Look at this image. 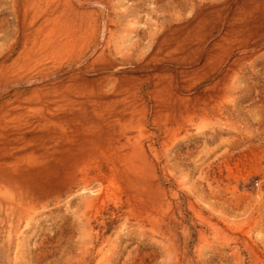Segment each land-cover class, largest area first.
Returning <instances> with one entry per match:
<instances>
[{"label":"rangeland","instance_id":"374dc122","mask_svg":"<svg viewBox=\"0 0 264 264\" xmlns=\"http://www.w3.org/2000/svg\"><path fill=\"white\" fill-rule=\"evenodd\" d=\"M76 1L0 0V57L11 45L21 50L26 36L37 29L44 34L37 45L45 42L39 55L45 58L43 64H51L52 57L63 54L65 47L78 48L76 54L83 55L77 61L85 60V65L108 49L104 54L124 67L112 72L134 76L129 93L138 98L141 105L137 107L150 116L144 129L147 135L137 136V130L130 135L135 144L143 145L154 168L158 196L138 194L137 200L130 201L127 186L120 180L97 181L99 167L91 160L78 165L70 182L67 177L59 185L53 182L36 187L19 181L25 202L32 203V209L30 216L0 214V264H264V37L260 32L249 35L245 49L239 43L245 36L233 34L230 42L220 45L224 50L232 49L229 59L207 66L205 59L221 29L204 35L212 27L204 21L183 52L187 56L181 55L185 57L178 68L182 73L170 68L160 75L155 67L160 59L163 66L173 61L157 53V39L162 34L177 29L171 45L174 48L191 32L200 15L215 7L233 14L241 6L247 22V2ZM32 20L36 24L31 25ZM251 38L261 49H248ZM80 43H85L81 51ZM165 74L162 85L169 86L165 93L169 99L161 116L149 91L160 87L159 76ZM181 77H187L191 84L198 77L201 81L190 91L184 85L178 87L179 91L171 88ZM115 80L112 77L108 81ZM194 94L206 98L197 104L195 118L191 119L185 109ZM9 233L11 241L5 251Z\"/></svg>","mask_w":264,"mask_h":264},{"label":"bare ground","instance_id":"6f19581e","mask_svg":"<svg viewBox=\"0 0 264 264\" xmlns=\"http://www.w3.org/2000/svg\"><path fill=\"white\" fill-rule=\"evenodd\" d=\"M242 1L244 3L247 2L246 7L250 14V20L247 22L242 18L241 6L233 14H228L227 9L222 7H215L213 10L200 15L201 17L192 27L191 32L179 40L174 48H171V45L174 39L173 33L177 29L162 34L157 39V53L172 58L173 61L168 60L166 65L163 66V61L160 59L155 66L159 68L158 73L162 75L164 71L170 70V68H174L175 71L182 73L178 68L184 63V60H181L187 56L183 55V52L186 51L187 44H190L193 37L197 35L204 21L212 25L211 32L206 31L204 35H212L213 30L216 28L221 29L220 37L215 39L214 47L205 59L207 66L208 63L214 64L218 60L226 62L229 59L232 49L228 48L224 50L223 46L220 47V45L230 42L234 35H237V37H240V35L245 36L244 39L242 37L239 41L245 49L248 46L247 44L244 45V42L248 41L246 38L249 35L252 37L254 34L260 32L261 36L264 37V0ZM75 2L77 1L75 0ZM76 10L78 9L76 8ZM34 24H36V21L32 20L31 25ZM42 34V30L37 29L36 32L26 36L21 50H14V46L11 45V47L1 53L0 57V214L7 217L15 216L18 213L21 216H30L32 203L25 202L27 198L24 194L23 186L19 184V181L31 183L36 187L53 185V182L59 185V183L63 182L62 179L67 177L69 178L68 182H70L78 165L83 162L87 163L90 160L92 163L98 164L99 172L96 175L98 177L97 181L100 182L102 179L118 182L120 180L127 186V196L130 201L131 199L137 200L135 197L138 194L140 197L148 196L156 198L158 195L154 188V168L149 158L146 157L143 145L141 143L135 144L130 135L133 130L138 131L137 136L147 135L144 129L147 127L146 122H148V117H150L147 110L143 111L140 109V106L139 108L137 107L138 104L141 105L138 98L129 93L134 85V83L130 84L134 76L129 74V72L125 73L121 71L120 74L112 72L113 69L123 70L124 67L115 62L114 58L104 54L106 52L105 50L108 49L103 50L100 57L97 59L94 58L95 60L85 65V60L80 62L83 54L79 56L76 54L78 48L70 47L66 49L64 46L65 48L62 50L63 54L55 59L53 56V62L51 64H43L45 58H40L39 55L43 51L42 46L45 42L37 46ZM27 37L29 38L27 39ZM203 39L207 40V38ZM251 40L252 42L249 43L248 49L253 51L259 50L258 42L252 38ZM30 43L32 45H29ZM84 44L79 46L81 48L79 51L84 48ZM14 53H17L16 57H14ZM181 55L185 57H181ZM78 59L80 60L77 61ZM98 64L99 66H97ZM132 68L135 69L136 65L132 66ZM166 76L167 74L161 77L159 76L160 87H155L152 91L153 93L149 91V94L156 102L155 107L157 113L159 115L162 114L161 116L164 115L163 105L167 101L166 99H169V96L166 97L165 94L168 92L169 86L167 84L162 85L164 82L162 81L164 80L163 77ZM112 77H115V82H110ZM200 81L201 79L198 77L191 84L187 77H181L180 82H176V84L175 82L172 83L171 88H177L176 90H178L180 85H184L190 91ZM220 91L219 94L221 93ZM205 98L206 96L204 94H194L189 97L186 102V117L191 119L195 118L197 112L195 108L197 104L203 103ZM239 123L241 124V122ZM217 124H220V122ZM124 138L127 139L126 142H123ZM89 189L91 188L89 187ZM110 189L112 188L110 187ZM27 197H30L29 194ZM30 198L31 200L35 199L34 196ZM31 200L28 198V201ZM73 204H75L74 201ZM59 211L61 210L59 209ZM10 241L11 234L9 233L5 245L3 244L5 251Z\"/></svg>","mask_w":264,"mask_h":264}]
</instances>
